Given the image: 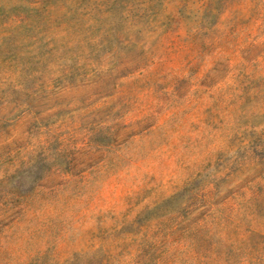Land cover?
<instances>
[{
	"label": "rangeland",
	"instance_id": "rangeland-1",
	"mask_svg": "<svg viewBox=\"0 0 264 264\" xmlns=\"http://www.w3.org/2000/svg\"><path fill=\"white\" fill-rule=\"evenodd\" d=\"M0 264H264V0H0Z\"/></svg>",
	"mask_w": 264,
	"mask_h": 264
}]
</instances>
